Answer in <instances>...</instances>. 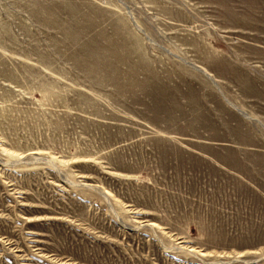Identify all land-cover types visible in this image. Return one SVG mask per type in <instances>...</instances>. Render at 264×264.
<instances>
[{
    "label": "rangeland",
    "instance_id": "rangeland-1",
    "mask_svg": "<svg viewBox=\"0 0 264 264\" xmlns=\"http://www.w3.org/2000/svg\"><path fill=\"white\" fill-rule=\"evenodd\" d=\"M0 264H264V0H0Z\"/></svg>",
    "mask_w": 264,
    "mask_h": 264
},
{
    "label": "bare ground",
    "instance_id": "bare-ground-1",
    "mask_svg": "<svg viewBox=\"0 0 264 264\" xmlns=\"http://www.w3.org/2000/svg\"><path fill=\"white\" fill-rule=\"evenodd\" d=\"M208 77V76H207ZM210 78V77H209ZM248 117V116H247ZM258 121V120H257ZM103 190V189H102ZM106 197V196H105Z\"/></svg>",
    "mask_w": 264,
    "mask_h": 264
}]
</instances>
